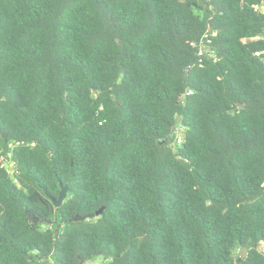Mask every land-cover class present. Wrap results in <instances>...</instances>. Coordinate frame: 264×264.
I'll return each mask as SVG.
<instances>
[{"label": "trees", "instance_id": "1", "mask_svg": "<svg viewBox=\"0 0 264 264\" xmlns=\"http://www.w3.org/2000/svg\"><path fill=\"white\" fill-rule=\"evenodd\" d=\"M260 2L0 0V264H264Z\"/></svg>", "mask_w": 264, "mask_h": 264}, {"label": "water", "instance_id": "2", "mask_svg": "<svg viewBox=\"0 0 264 264\" xmlns=\"http://www.w3.org/2000/svg\"><path fill=\"white\" fill-rule=\"evenodd\" d=\"M179 120H180V117H178V121ZM68 192H69V184L68 183L61 184V190L59 192L58 197L53 199V202H54L55 206H57V207L62 206L64 200L68 196ZM104 210H105V206H102L97 211L92 212V213H88L86 215L76 214L73 217V219H74V221H78V220H86V219H90V218H94V217H100L103 214ZM29 217L31 218V220L33 222H38L39 221L38 217H35V216L31 215V214H29ZM40 221L43 222V220H40ZM45 222L47 224L49 223L48 221H45ZM58 233H59V227H57V229H56V236L58 235ZM241 253H242L243 257H246L247 256V249L243 248Z\"/></svg>", "mask_w": 264, "mask_h": 264}, {"label": "built area", "instance_id": "3", "mask_svg": "<svg viewBox=\"0 0 264 264\" xmlns=\"http://www.w3.org/2000/svg\"><path fill=\"white\" fill-rule=\"evenodd\" d=\"M254 11L264 15V2H260L253 5ZM257 55H260V52H256Z\"/></svg>", "mask_w": 264, "mask_h": 264}, {"label": "rangeland", "instance_id": "4", "mask_svg": "<svg viewBox=\"0 0 264 264\" xmlns=\"http://www.w3.org/2000/svg\"><path fill=\"white\" fill-rule=\"evenodd\" d=\"M182 129L181 128H178L177 132L178 133H181ZM5 165L6 166H9L8 165V162H5ZM10 171H11V167H9ZM12 172V171H11ZM82 264H102V259L101 258H98V259H94L92 261H89V262H82Z\"/></svg>", "mask_w": 264, "mask_h": 264}]
</instances>
